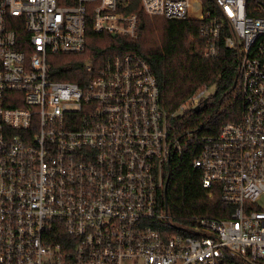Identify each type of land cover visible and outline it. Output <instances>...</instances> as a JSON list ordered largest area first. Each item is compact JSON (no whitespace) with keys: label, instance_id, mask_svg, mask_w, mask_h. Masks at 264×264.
<instances>
[{"label":"built area","instance_id":"1","mask_svg":"<svg viewBox=\"0 0 264 264\" xmlns=\"http://www.w3.org/2000/svg\"><path fill=\"white\" fill-rule=\"evenodd\" d=\"M206 1L140 0L196 22L204 58L219 41L237 54L241 120L191 160L229 216L180 221L161 204L168 165L199 138L176 121L209 88L169 114L134 54L86 66L84 86L52 81L48 55L82 54L88 31L136 38L138 17L121 0H0V264H264V0Z\"/></svg>","mask_w":264,"mask_h":264},{"label":"trees","instance_id":"2","mask_svg":"<svg viewBox=\"0 0 264 264\" xmlns=\"http://www.w3.org/2000/svg\"><path fill=\"white\" fill-rule=\"evenodd\" d=\"M121 2L119 10L136 15L143 24L138 36L113 38L109 33L88 31L82 54L47 56L48 78L84 86V81L89 80L86 66L99 69L109 57L134 54L149 65L159 87L160 105L169 114L199 89H214L202 112H186L176 121L181 135L192 133L199 139L187 146L182 156L170 159L161 204L166 200V211L180 221L192 216L226 218L230 207L220 202L218 194L208 196L209 190L202 187L200 172L192 167L191 160L197 155L202 136H216L224 124L241 120L243 104L236 79L237 54L219 41L216 55L204 58L196 22L149 17L143 13L140 0ZM18 22L19 27L14 31L21 50L28 54L27 34L22 21Z\"/></svg>","mask_w":264,"mask_h":264},{"label":"water","instance_id":"3","mask_svg":"<svg viewBox=\"0 0 264 264\" xmlns=\"http://www.w3.org/2000/svg\"><path fill=\"white\" fill-rule=\"evenodd\" d=\"M139 28H140V30H142L143 29V24L142 23H140V26H139ZM113 38L115 37V35H111ZM207 105V102H206V100L203 102V106L201 107V108H196L195 110H194V112L196 113V114H198V113H200L204 108H205V106ZM166 186H167V181H166V184H165V188H164V194L166 193ZM167 204V202H166V200H165V205Z\"/></svg>","mask_w":264,"mask_h":264},{"label":"rangeland","instance_id":"4","mask_svg":"<svg viewBox=\"0 0 264 264\" xmlns=\"http://www.w3.org/2000/svg\"><path fill=\"white\" fill-rule=\"evenodd\" d=\"M205 3H206V4H209V5L212 6V3L209 2V1H206V0H205ZM212 7H213V6H212ZM213 93H214V89L211 88V89L208 90V95H213Z\"/></svg>","mask_w":264,"mask_h":264}]
</instances>
